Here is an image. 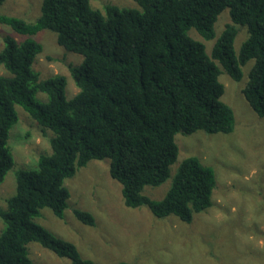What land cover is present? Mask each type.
<instances>
[{"label":"trees","instance_id":"1","mask_svg":"<svg viewBox=\"0 0 264 264\" xmlns=\"http://www.w3.org/2000/svg\"><path fill=\"white\" fill-rule=\"evenodd\" d=\"M135 1L140 7L106 4L102 10L91 0H42L34 21L0 13V24L23 35L50 29L59 45L83 56L80 65L70 66L78 91L68 99L64 75L42 79L33 69L40 42L2 36L0 65L8 74H0V185L15 163L9 137L19 120L18 105L54 135L51 153L41 154L36 167L16 171V192L0 209V264H31L32 241L72 264H95L36 221L44 208L64 216L70 197L65 179L92 159H109L110 175L130 207L145 205L158 217L172 214L185 222L209 208L215 169L194 155L174 173L171 167L179 155L177 133L233 130L235 112L222 99V72L244 81L247 102L264 116V0ZM226 8L231 21L216 36L215 24ZM250 60L252 66H246ZM169 177L162 198L143 192ZM75 214L95 224L89 211Z\"/></svg>","mask_w":264,"mask_h":264},{"label":"rangeland","instance_id":"2","mask_svg":"<svg viewBox=\"0 0 264 264\" xmlns=\"http://www.w3.org/2000/svg\"><path fill=\"white\" fill-rule=\"evenodd\" d=\"M41 3L42 0H4L0 13L34 21L41 13ZM106 4L140 7L135 0H91L94 8L103 10ZM227 21H231L228 8L218 17L216 36ZM4 34L18 41L31 37L40 42L43 50L36 56L33 69L42 79L64 75L66 97L74 96L78 87L70 66L82 63L81 54L59 45L56 33L50 29L23 35L0 24V49ZM241 38V34L236 38L237 50ZM213 42L206 41L208 50ZM253 62L250 60L246 66ZM0 74H8L2 65ZM219 78L225 86L222 99L235 112L233 130L177 133L179 155L171 167L174 173L185 157L194 155L215 169L217 183L209 208L185 222L172 214L158 217L145 205L130 207L124 201L122 185L110 175L109 159L105 158L90 160L65 179L70 197L63 217L44 208L36 221L57 237L73 242L81 255L95 264H264V116L247 102L242 91L244 81L237 82L225 72ZM37 97L42 101L47 98L43 92H38ZM17 111L19 120L9 137L15 163L0 185V209L6 208V200L16 192V171L36 167L41 154L52 152L49 137L53 131L46 129L44 133V128L19 105ZM170 185L171 177L160 185L145 186L143 192L160 199ZM76 209L92 213L95 224L82 222ZM3 228L0 217V234ZM28 247L31 264H72L36 241L29 242Z\"/></svg>","mask_w":264,"mask_h":264}]
</instances>
